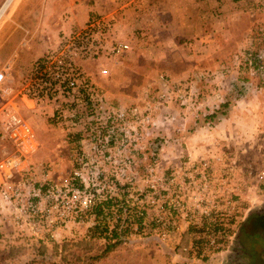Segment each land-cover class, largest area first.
Listing matches in <instances>:
<instances>
[{
  "label": "built area",
  "instance_id": "2783aa9c",
  "mask_svg": "<svg viewBox=\"0 0 264 264\" xmlns=\"http://www.w3.org/2000/svg\"><path fill=\"white\" fill-rule=\"evenodd\" d=\"M115 24L93 18L61 34L34 61L17 94L21 104L0 71V141L13 149L0 161V227L43 243L70 226L85 227L89 238L106 244L154 240L172 264H218L236 234V218L245 213V221L253 210L230 184V147L215 144L196 156L180 136L187 114L170 110L168 122L181 124L156 134L150 95L145 104L112 103L86 65L97 63L107 75L134 51L131 41L116 38ZM159 98L186 108L198 102L164 75ZM40 119L65 133L72 169L63 180L53 177L55 161L35 156Z\"/></svg>",
  "mask_w": 264,
  "mask_h": 264
},
{
  "label": "crops",
  "instance_id": "0c3cea01",
  "mask_svg": "<svg viewBox=\"0 0 264 264\" xmlns=\"http://www.w3.org/2000/svg\"><path fill=\"white\" fill-rule=\"evenodd\" d=\"M99 17L114 21L116 38L129 40L135 47L123 66L114 68L116 83H133L136 78L130 79L128 73L138 77L145 70L144 81L157 84L159 73L165 71L183 85L186 93L198 95L195 105L179 108L178 112L187 114L188 119L206 115L217 120L211 122L217 123V135L227 139L224 144L230 147V134L255 132L257 128L248 126L245 116L252 110L249 105L255 100L250 93L256 84L245 75L248 71H263L258 62L238 63L231 55L256 40L251 34L252 25L259 22L260 30L264 29V0H37L28 15L9 17L2 25L10 29L4 34L8 39L0 49L6 82L20 89L31 75L34 61L61 34L78 31L89 20ZM89 64H94L101 76L88 64L86 69L108 90L109 78L102 79L97 63ZM142 66L145 68L140 70ZM114 93L116 97L125 95ZM14 101L21 104L20 98ZM261 115L264 118L262 112L257 117ZM195 142L197 146L203 145ZM246 226L247 223L238 238ZM6 230L0 227V231ZM233 249L230 264L239 256L236 246ZM227 252L230 257V249Z\"/></svg>",
  "mask_w": 264,
  "mask_h": 264
},
{
  "label": "rangeland",
  "instance_id": "374dc122",
  "mask_svg": "<svg viewBox=\"0 0 264 264\" xmlns=\"http://www.w3.org/2000/svg\"><path fill=\"white\" fill-rule=\"evenodd\" d=\"M6 0H0V8ZM37 0H12L9 7L4 12L0 19V49L7 42V37L4 34L10 31L2 25L9 19V17H25L29 14ZM264 26V25H263ZM8 28V27H7ZM4 30L3 32L1 30ZM264 31L260 30L259 22L251 26V34L256 36L251 44H247L241 52H237L236 55H231V59H235L238 63H248L252 60V63L258 62V66H264V57L260 58L259 55H264V34H260ZM230 59V60H231ZM232 59V60H233ZM261 61V62H260ZM3 62L0 61V71L4 69ZM109 67L111 64L108 63ZM3 65V66H2ZM1 66L3 69H1ZM90 69L98 76V69L94 64H88ZM122 67V66H121ZM116 67L111 68V72L107 75L102 74V79L109 78L108 94L112 103L115 105H126L131 102H137L145 104L146 96L150 95L154 102L155 112V132L163 133L165 128H172L173 126H179L178 120L168 122L165 117V111L170 110L178 115V109L184 108L181 106L178 99L168 105L162 102L159 98V92L161 91V77L166 76L174 84H179V81H174L172 76L163 71L159 73V83L145 82L147 79L145 76L147 72L141 71V75L136 77V73H128V77L132 79L134 76L136 79L134 82H127L124 85L116 83ZM142 66L140 70L144 69ZM100 69V68H99ZM5 70V69H4ZM131 73V72H130ZM143 73V74H142ZM254 73V72H253ZM248 71V79L254 81L255 89L251 91V96L255 100L254 103L249 105L251 111L247 114L246 121L248 126L255 125L257 128L255 132L250 131L247 134H230V184L234 188V192L242 197V206L247 208V201L252 204V213L261 211L264 209V180L259 178V174L264 172V118L261 115L257 116L260 112L264 114V102L261 100L264 98V71L263 74H257ZM95 75V76H96ZM100 75V74H99ZM126 75V74H125ZM101 76V75H100ZM112 79V81L110 80ZM95 80L99 82L98 79ZM6 82L4 86L12 87L13 99L17 98L19 89L10 83ZM103 87V86H102ZM114 92H123V96L116 97ZM132 94V95H131ZM3 91H0V104L5 100ZM204 98L207 96L204 95ZM260 98V103H256ZM260 104H262L260 106ZM191 110V109H190ZM256 117V118H255ZM263 118V119H262ZM257 122L255 123L254 121ZM214 118L210 116H202V118H187V131L180 136L184 137L190 147L193 148L195 155H204L208 149L215 144L226 143L227 139L221 138L217 135V131H214L217 123L212 122ZM40 132H38V140L41 143V148L35 155L40 160L55 161L53 177L55 179L63 180L68 177L72 165L67 160V149L65 148V133L59 126L54 125L49 120H44L41 125ZM195 141L203 143V145H195ZM219 152H221L219 150ZM13 153L12 147L7 143L0 141V161ZM244 199V200H243ZM250 214V215H251ZM245 213L236 218L235 223V235L230 243V263L233 254V247L238 239L239 233L246 225L247 220L244 221ZM0 231V264H87L90 262L92 256L97 255L100 257L93 264H172L167 250L155 243L151 239H135L127 240L122 244L113 246L107 245L100 240H94L89 238V229L85 227L70 226L67 229L61 230L57 234V239L49 241L47 243L37 242L29 238H20L13 234L11 229ZM264 241H261L257 247L259 251L257 257V264H264ZM47 247V258L45 261L41 258V247ZM108 246L110 248L108 249ZM113 246V247H112ZM57 247V248H56ZM227 247L222 256L219 259L220 264H227L229 255ZM261 257V259H259ZM239 259V257H238ZM234 263L237 258H233ZM223 261V262H222Z\"/></svg>",
  "mask_w": 264,
  "mask_h": 264
},
{
  "label": "flooded vegetation",
  "instance_id": "af4514ba",
  "mask_svg": "<svg viewBox=\"0 0 264 264\" xmlns=\"http://www.w3.org/2000/svg\"><path fill=\"white\" fill-rule=\"evenodd\" d=\"M262 223H264V209L248 217L243 235L235 244L239 259L233 264H257V247L261 241H264V231H259ZM227 264H230V257Z\"/></svg>",
  "mask_w": 264,
  "mask_h": 264
},
{
  "label": "trees",
  "instance_id": "16d2710c",
  "mask_svg": "<svg viewBox=\"0 0 264 264\" xmlns=\"http://www.w3.org/2000/svg\"><path fill=\"white\" fill-rule=\"evenodd\" d=\"M122 242L121 241H118V242H115V243H108L107 245H113V246H116V245H119L121 244ZM112 246V247H113ZM57 248V247H56ZM110 248V246H108V249ZM41 258L43 261H45V259L47 258V255H46V252L48 251L47 250V247L46 246H42L41 248ZM100 257H98L97 255H94L91 257L90 259V262L87 263V264H93L95 261H97V259H99Z\"/></svg>",
  "mask_w": 264,
  "mask_h": 264
},
{
  "label": "bare ground",
  "instance_id": "6f19581e",
  "mask_svg": "<svg viewBox=\"0 0 264 264\" xmlns=\"http://www.w3.org/2000/svg\"><path fill=\"white\" fill-rule=\"evenodd\" d=\"M12 2V0H6L4 2V4L2 5V7L0 8V18L3 16L4 12L6 11V9L9 7L10 3Z\"/></svg>",
  "mask_w": 264,
  "mask_h": 264
},
{
  "label": "water",
  "instance_id": "95a60500",
  "mask_svg": "<svg viewBox=\"0 0 264 264\" xmlns=\"http://www.w3.org/2000/svg\"><path fill=\"white\" fill-rule=\"evenodd\" d=\"M259 231H264V223H262L261 227L259 228ZM258 254H259V251L257 252V257H258Z\"/></svg>",
  "mask_w": 264,
  "mask_h": 264
}]
</instances>
